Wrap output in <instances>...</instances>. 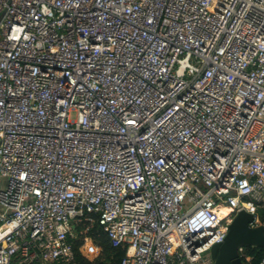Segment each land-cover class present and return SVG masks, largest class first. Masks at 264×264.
Segmentation results:
<instances>
[{"label": "built area", "instance_id": "obj_1", "mask_svg": "<svg viewBox=\"0 0 264 264\" xmlns=\"http://www.w3.org/2000/svg\"><path fill=\"white\" fill-rule=\"evenodd\" d=\"M263 208L264 0H0V264L96 224L118 264H213Z\"/></svg>", "mask_w": 264, "mask_h": 264}, {"label": "trees", "instance_id": "obj_2", "mask_svg": "<svg viewBox=\"0 0 264 264\" xmlns=\"http://www.w3.org/2000/svg\"><path fill=\"white\" fill-rule=\"evenodd\" d=\"M259 216L261 224L264 225V208L260 210ZM78 236L72 240L78 264H99L100 262L118 264L126 253L125 247L112 244L98 224L88 227L87 234H79ZM85 237H88L96 245V253L86 250ZM244 249L245 253L251 256L253 264H258L264 258V245H244ZM12 264L17 263L13 262Z\"/></svg>", "mask_w": 264, "mask_h": 264}, {"label": "water", "instance_id": "obj_3", "mask_svg": "<svg viewBox=\"0 0 264 264\" xmlns=\"http://www.w3.org/2000/svg\"><path fill=\"white\" fill-rule=\"evenodd\" d=\"M254 215L245 210L237 213L225 241L213 246V264H241L239 247L241 245H264V225L251 226Z\"/></svg>", "mask_w": 264, "mask_h": 264}, {"label": "rangeland", "instance_id": "obj_4", "mask_svg": "<svg viewBox=\"0 0 264 264\" xmlns=\"http://www.w3.org/2000/svg\"><path fill=\"white\" fill-rule=\"evenodd\" d=\"M241 264H246V262L244 260L241 261Z\"/></svg>", "mask_w": 264, "mask_h": 264}]
</instances>
